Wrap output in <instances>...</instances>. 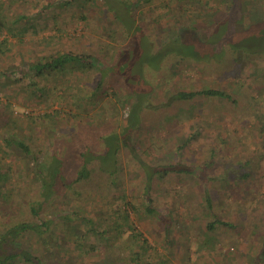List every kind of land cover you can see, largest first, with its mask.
I'll return each mask as SVG.
<instances>
[{
    "label": "rangeland",
    "instance_id": "1",
    "mask_svg": "<svg viewBox=\"0 0 264 264\" xmlns=\"http://www.w3.org/2000/svg\"><path fill=\"white\" fill-rule=\"evenodd\" d=\"M136 1L0 0V229L21 219L22 203L27 197L32 200L38 187L31 157L7 145L6 137L22 139L34 153L49 143L50 151L55 149L66 160L67 142L78 125L68 136L61 130V138L51 142V122L42 119L44 113L77 114L73 119L85 125V139L96 143L100 132L110 128L123 133L129 112L136 110L140 122L130 133L132 147H122L117 181L102 192L89 189L92 195L86 196L84 207L97 204L109 213L119 208L121 199L132 202L137 230L168 264H251L259 253L264 264V50L256 46L246 57L223 54L214 62L182 59L173 50L153 63L158 47L172 39L178 27L207 24L204 1L218 3L201 0V5L190 7L185 0ZM130 2H136L131 11L121 8ZM108 5L127 23L129 37ZM226 5L219 4L223 12ZM238 11L264 17V0H243ZM183 39L203 50L199 42ZM61 53L95 55L107 70L67 69L44 78L19 71ZM118 58L127 74L116 71ZM203 89L224 91L233 101L170 97L179 90ZM178 162L193 172L160 169ZM228 167L237 170L234 176L225 172ZM148 179L152 207L170 213L166 236L158 221L142 213ZM102 194L111 204L101 202ZM205 195L211 199V211ZM59 202L62 206L59 198L53 204ZM1 209L7 213L4 218ZM214 216L234 227L203 229ZM99 240L86 238L82 249H71L70 254L81 259L85 248L103 245ZM105 249L116 255L114 245ZM124 254L118 255V264L129 260L128 251Z\"/></svg>",
    "mask_w": 264,
    "mask_h": 264
},
{
    "label": "trees",
    "instance_id": "2",
    "mask_svg": "<svg viewBox=\"0 0 264 264\" xmlns=\"http://www.w3.org/2000/svg\"><path fill=\"white\" fill-rule=\"evenodd\" d=\"M200 1L185 0L190 7L196 6L197 3L201 5ZM212 1L217 2L218 6L211 5L206 1L201 5L207 6L204 8L206 11L204 14L207 16L208 21L204 25L205 27H201L199 22L194 27H178L172 33L174 37L164 40L156 53L154 52L153 63H159L165 53L173 50L182 59L187 58L194 61L201 59L206 61L208 59L213 62L218 61L217 59L223 54L224 56L230 54L234 58L237 56L242 58L243 55L246 57L255 53L256 46L260 48V51L264 50V17L259 16L256 12L247 14L238 11L243 0ZM136 2L122 4L121 8L129 12L136 7ZM220 2L227 3L223 9L224 12L219 7ZM108 6L114 13L117 26L125 27L126 31L124 33L129 37L127 23L114 10L113 6ZM187 32L191 34L186 35ZM185 36L187 39L199 42L203 50L198 49L193 43L186 42L183 39ZM134 41L135 39L133 44ZM148 59L146 56V64H148ZM117 64L118 69L116 71H123L127 74L128 68L119 61V58ZM105 67L95 55L61 53L28 64L19 71L31 73L32 78L36 76L44 78L50 74L63 73L67 69L81 72L98 69L101 74V70H107ZM101 80L100 77L96 90ZM32 84L35 85L33 81ZM38 90L40 91L41 88H38ZM40 94L45 95L41 91ZM197 95L233 101L230 95L217 89L179 90L170 97L179 101L192 99ZM77 116V114L74 115L70 112L62 113L60 110L44 113L41 116L42 119L51 122L47 131L51 137V142H54L56 138H61V130L68 136L73 133L74 126L78 125L77 133L74 132V137L67 142L70 145V155L68 154L65 157L66 160L60 157L55 149L50 151L47 142V145H43L44 147L34 153L30 149V145L22 139H18L13 135L6 137L8 138L6 139L7 145L20 150L25 156L31 157L32 179L37 182L38 187L32 200L27 197L26 202L22 203L24 214L18 212L21 219L16 222L13 220L11 226L3 224V228L0 229V264H118V255L124 254L125 251H128L129 259L125 264H168L169 261L163 258L161 253L158 254L156 250H152L148 240L144 238L142 232L137 230L130 214L132 210L137 211V207L132 202L126 198L121 199L122 204L118 206L119 208L109 213L103 212L97 204L90 206L89 203L87 208L83 205L86 196L92 195L89 189L102 192L103 187H108V183L115 184V181H117L122 147L126 149L132 147L130 145V133L139 125L138 112L136 110L129 112L123 133L118 134L114 128H110L108 131L100 132L96 143H91L85 139L87 134L83 130L86 127L82 121L81 123L74 121L73 117L76 118ZM260 129L264 132V123L261 124ZM131 153L134 154V151L132 150ZM135 159L142 165L140 160ZM160 169L163 173L193 172V168L179 162L162 166ZM235 171L237 172L236 169L230 167L225 170L226 173L233 176ZM244 175L246 174L239 177ZM148 190L149 179L148 185L145 186L147 194ZM102 197L101 202L108 204L110 200L107 199L106 194H102ZM58 198L63 202L62 206H60V202L53 204V201ZM204 201L206 208L211 211L209 196L205 195ZM82 210L87 211V213H83ZM91 211L92 214H89ZM16 213L13 214L16 216ZM142 213L143 216L158 221L160 229L166 236L171 222L170 213L157 211L153 208L149 194L146 196ZM1 214L4 218L7 214L5 209H1ZM220 226L234 227V224L222 221L214 216L211 222L203 226V229L212 232ZM91 236L98 237V240L99 237L103 239L104 241L99 240L103 245L98 246L96 249L85 248L84 256L81 259H77L74 254H70L71 249L80 251L83 241ZM166 241L167 239L162 242ZM112 245H114L118 254L116 252L115 255L112 250L105 249H111ZM168 253L171 254V257H176L174 251ZM122 259L125 260V257ZM260 262L261 253L254 256L251 264H260Z\"/></svg>",
    "mask_w": 264,
    "mask_h": 264
}]
</instances>
